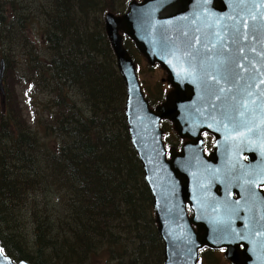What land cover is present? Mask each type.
I'll use <instances>...</instances> for the list:
<instances>
[{"label": "trees", "instance_id": "1", "mask_svg": "<svg viewBox=\"0 0 264 264\" xmlns=\"http://www.w3.org/2000/svg\"><path fill=\"white\" fill-rule=\"evenodd\" d=\"M31 1L38 6L9 0V21L0 2V63L6 66L4 103L0 93L4 252L29 264H164L153 198L128 130L126 85L100 20L108 0ZM32 19L42 21L43 55L30 47L26 34ZM123 43L138 63L134 43L127 37ZM23 58L38 83L20 75ZM13 78L51 92L55 111L48 110L44 133L56 137V145L42 142L26 125L12 97ZM145 96L156 108L166 95ZM166 136L167 148L180 147L181 139L171 143ZM10 231L16 233L7 235Z\"/></svg>", "mask_w": 264, "mask_h": 264}, {"label": "water", "instance_id": "2", "mask_svg": "<svg viewBox=\"0 0 264 264\" xmlns=\"http://www.w3.org/2000/svg\"><path fill=\"white\" fill-rule=\"evenodd\" d=\"M105 31L126 85L128 130L164 264H198L204 247L226 249L232 264H264V194L257 192L264 187V0L132 1L126 14H106ZM125 37L167 73L172 91L156 108ZM5 72L2 60L3 103ZM165 121L187 140L180 151L166 148ZM204 134L215 139L209 156ZM0 264L29 263L13 261L0 244Z\"/></svg>", "mask_w": 264, "mask_h": 264}, {"label": "rangeland", "instance_id": "3", "mask_svg": "<svg viewBox=\"0 0 264 264\" xmlns=\"http://www.w3.org/2000/svg\"><path fill=\"white\" fill-rule=\"evenodd\" d=\"M22 1V5L29 8H34L38 6L37 2H32L31 0H19ZM136 0H108L104 4L105 13L100 17L101 22L105 26V16L107 13H113L116 16H122L127 13L128 11V5ZM137 1H143V0H137ZM2 6H3V14L6 17L7 21H9V16L12 13L10 10V6L8 4L9 0H0ZM42 3H45L43 1ZM31 25H29L26 28V34L29 38V42L31 44L30 47L37 48L38 51L42 54V46H43V27H42V21L40 19H32L30 21ZM128 38V37H127ZM129 39V38H128ZM132 41V40H131ZM133 42V41H132ZM134 43V42H133ZM135 45V44H134ZM135 50L136 47H135ZM113 54V52H112ZM130 54V53H129ZM43 55V54H42ZM134 55L138 59V63L134 60L137 67H139L138 78L142 85L143 91L145 94L149 96L150 99L155 100L156 97L160 96V93H163V96L166 97L168 94L172 91V88L167 82V73L159 66L156 65L154 67L150 66L146 60L139 52L134 51ZM114 56V54H113ZM18 58H20V53L18 54ZM115 58V56H114ZM24 61V69L21 68L20 75H23L27 79H32L33 81L38 83V75L33 74L27 67L25 68V58H23ZM105 67V66H104ZM118 69V68H117ZM12 79V82L10 83L11 91H12V97L14 100V104L19 112H21L23 118L25 119L26 125L29 127L30 130H32L36 135L39 134V138L42 142H53V146L56 145V137L49 136L47 137L44 133V127L46 124L50 123V114L48 112L49 109H52V111H55L52 103L51 98V92L46 89L42 90L38 85H36V88H32L28 83L19 82L18 80ZM163 89V90H162ZM73 94V93H72ZM163 102V103H164ZM160 103L159 105L163 104ZM168 124H166L165 128L167 129L166 134L168 136V140L171 141V143L177 142L176 138H179V135L175 132L173 128V124L169 121H166ZM51 125V124H50ZM163 132L164 129L162 128ZM164 132V136L166 135ZM182 140V143L179 148H175L174 146L169 147V149H176L177 151L181 150L182 146L187 142V140ZM215 143V141H214ZM122 145V144H121ZM214 145V144H213ZM214 152V149H213ZM138 198V196H137ZM155 214V211H154ZM156 218V216H155ZM29 222V221H28ZM29 226L31 224L29 223ZM16 231H10L7 232V235H14ZM162 240V239H161ZM32 241L31 237L27 236V245L30 246ZM163 242V241H162ZM48 256V253H47ZM208 256V254H207ZM148 264H152L151 261H148ZM205 264H230L227 259H225V256L221 253L212 254L210 258H204Z\"/></svg>", "mask_w": 264, "mask_h": 264}, {"label": "flooded vegetation", "instance_id": "4", "mask_svg": "<svg viewBox=\"0 0 264 264\" xmlns=\"http://www.w3.org/2000/svg\"><path fill=\"white\" fill-rule=\"evenodd\" d=\"M141 2V1H140ZM205 138V146L207 147V145L210 146V148L208 149V151L206 152V155L209 156L211 153H213V149H214V141L215 139L212 137V136H209V135H205L204 136ZM207 138H210V142L207 143ZM180 151V150H179ZM252 155H254V153H252ZM244 161L246 164L249 163V156L248 155H245L244 157ZM257 192L259 193H263L264 194V187H260L259 188V191L257 190ZM234 198H237V195L234 194ZM258 202V200H256ZM186 212H187V216L189 219H191L193 216H194V213L193 211L191 210V208L187 205V208H186ZM194 229L195 231L197 232V227L194 225ZM243 249V247H242ZM226 249H218V250H213V249H210V248H206L204 247L200 252H199V260H198V264H205L204 262V258H210L211 255L209 254V252H212V254H216V253H221L225 256V259L226 258ZM205 254H208L207 257H205ZM230 264H232L229 260H227Z\"/></svg>", "mask_w": 264, "mask_h": 264}]
</instances>
